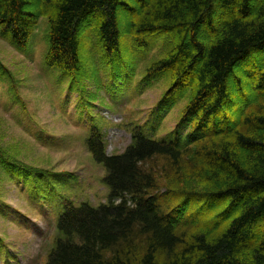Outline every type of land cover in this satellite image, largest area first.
Masks as SVG:
<instances>
[{"label": "trees", "instance_id": "trees-1", "mask_svg": "<svg viewBox=\"0 0 264 264\" xmlns=\"http://www.w3.org/2000/svg\"><path fill=\"white\" fill-rule=\"evenodd\" d=\"M41 17L45 64L81 97L87 82L99 83L102 64L115 65L105 71L109 93H125L131 79L117 66L126 76L136 66L126 46L149 53L158 45L140 82H169L152 122L122 123L130 142L121 152L109 154L105 125L90 121L84 145L104 170L106 202L59 196L77 175L26 164L0 145L1 171L22 178L32 199L62 204L45 264H264V0H0V37L23 50ZM86 25L100 46L87 75ZM0 76L20 103L1 61ZM179 101L166 128L164 115ZM0 255L11 258L1 237Z\"/></svg>", "mask_w": 264, "mask_h": 264}, {"label": "rangeland", "instance_id": "rangeland-1", "mask_svg": "<svg viewBox=\"0 0 264 264\" xmlns=\"http://www.w3.org/2000/svg\"><path fill=\"white\" fill-rule=\"evenodd\" d=\"M120 17L122 29L126 12L121 10ZM92 28L86 25L80 29L83 34L81 68L85 75L94 72L96 62L89 56L100 49ZM47 48L46 17L39 19L23 50L0 37V61L14 79L21 98L20 103L13 100L7 80L0 76V145L26 164L77 175L74 184L59 188V196L76 203L82 200L93 205L106 202L108 188L101 180L104 170L87 151L85 134L90 121L96 117L105 125L107 152L118 153L130 142L123 122H152V110L169 82L156 80L158 77L144 82L140 79L146 75L148 63L157 55L158 45L149 53L130 46L122 49L124 54L128 52L127 59L132 61L129 64L136 65L135 69L131 67L135 74L131 72V76H126V67L122 63L117 66L122 79H131V84L121 96H116L120 87H110L114 100L106 87L111 81L105 71L114 70L115 65L105 67L102 64L100 70L98 67L99 83L87 82L88 92L81 97L79 92L69 90V77L45 64ZM88 101L92 105H83ZM181 108L182 102L179 101L164 115L166 128L174 125ZM147 135L152 136L150 132ZM27 188L22 178L10 177L0 170V237L11 254L6 263L0 258V264H45L53 245L62 204L58 199L52 204L32 199Z\"/></svg>", "mask_w": 264, "mask_h": 264}]
</instances>
